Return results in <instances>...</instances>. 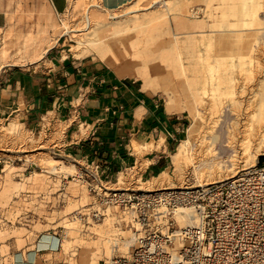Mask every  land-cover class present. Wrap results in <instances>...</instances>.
Wrapping results in <instances>:
<instances>
[{"label": "rangeland", "instance_id": "1", "mask_svg": "<svg viewBox=\"0 0 264 264\" xmlns=\"http://www.w3.org/2000/svg\"><path fill=\"white\" fill-rule=\"evenodd\" d=\"M174 17L192 28H177L182 24L175 26ZM135 26L142 48L165 46L145 59L146 66L136 64L130 42L110 36ZM39 30L52 39L63 35L58 38L63 55L78 62L93 59L120 77L139 74L159 104L180 118L183 132L165 177L146 183L125 170L118 181V175L103 174L107 187L150 191L204 185L264 164V0H134L116 11L104 10L99 0H68L63 15L41 0H0V69L42 59L33 53L20 58L11 45L30 34L39 37ZM135 84L142 88L140 81ZM55 137L59 141L60 135ZM57 141L0 120V241L22 247L64 228L58 248L70 264H99L129 252L134 237L122 208H106L104 217L91 221L96 203L86 187L71 178L63 185L62 174L50 175L59 173L56 165L64 174L82 164L50 152ZM180 146L184 154L177 160Z\"/></svg>", "mask_w": 264, "mask_h": 264}, {"label": "crops", "instance_id": "2", "mask_svg": "<svg viewBox=\"0 0 264 264\" xmlns=\"http://www.w3.org/2000/svg\"><path fill=\"white\" fill-rule=\"evenodd\" d=\"M41 1L56 15L67 10L68 0L60 5L55 0ZM132 1L99 3L106 11H116ZM182 21L173 18L175 26L182 24L177 28L189 31L191 24ZM36 35L11 42L20 58L33 53L42 59L24 67L0 69V120H13L33 136L44 133L48 141H57L59 134V144H50V152L59 151L81 163H98L110 178L125 170L146 183L167 175L171 153L183 132L175 111L164 109L142 79L129 77L140 81L141 88L93 59L78 62L63 55L66 50L58 39L63 35L55 39L44 31ZM139 149L146 150L137 156L134 151ZM61 253L49 233L22 247L0 241V264H70Z\"/></svg>", "mask_w": 264, "mask_h": 264}, {"label": "built area", "instance_id": "3", "mask_svg": "<svg viewBox=\"0 0 264 264\" xmlns=\"http://www.w3.org/2000/svg\"><path fill=\"white\" fill-rule=\"evenodd\" d=\"M55 167L59 173L50 175L62 174L63 185L71 178L92 194L91 221L109 207L126 215L135 239L130 251L99 264H264V164L216 183L152 191L107 187L95 162L77 163V171L64 174ZM183 208L194 213V226H179L175 217ZM61 230L51 233L57 247L65 236Z\"/></svg>", "mask_w": 264, "mask_h": 264}, {"label": "bare ground", "instance_id": "4", "mask_svg": "<svg viewBox=\"0 0 264 264\" xmlns=\"http://www.w3.org/2000/svg\"><path fill=\"white\" fill-rule=\"evenodd\" d=\"M151 23V22H150ZM147 24H149L147 22ZM137 27L138 26H135L132 30L131 29H116L114 30V32L110 33V36H118L120 38H117V39H120V41H124V42H130L131 44V48H134L133 50V57H135L136 59H138V62L136 63L137 65L140 66L139 62L140 61H144L143 63L144 64H141V65H145L146 63V60L145 59H152V54L153 53H159L161 51V49L163 47H165L163 44H161L160 46L158 47H154V48H145V46H143L144 48H142L140 46V44L143 42L144 39H140V36L138 35V33H136V31L134 30H137ZM141 31H145V30H141ZM146 38V37H145ZM132 39H134V41H131ZM237 41H239L237 39ZM101 52V51H100ZM100 52H98L100 54ZM102 55V52L100 54V56ZM102 57V56H101ZM127 57V56H126ZM104 62V61H103ZM134 63V62H133ZM132 64V63H131ZM131 64H129V66H131ZM110 67V65H109ZM114 68V67H113ZM121 72V71H120ZM139 74L135 75L134 78L138 79L139 78ZM141 77V76H140ZM186 143H184L185 145ZM183 146V145H182ZM188 146V145H187ZM186 146V147H187ZM176 159L178 160L179 158H181V156L184 154L183 152V148L180 146L178 147V151H176ZM253 167V166H251ZM245 171V170H244ZM235 176V174L231 175L229 178H233ZM211 183H214V182H211ZM211 183H208V184H211ZM179 188H183V187H179ZM128 189V188H127ZM163 189H167V188H162V189H158V190H163ZM171 189H174V188H171ZM119 190V189H118ZM121 190H126V189H121ZM147 191V190H146ZM152 191V190H150ZM180 219V222H178L179 226L180 227H192L196 224V218H195V215L194 213H192V210L189 209V208H183L181 210L178 211V213L176 214V219ZM135 240V239H134ZM134 242V241H133ZM110 258V257H109Z\"/></svg>", "mask_w": 264, "mask_h": 264}]
</instances>
